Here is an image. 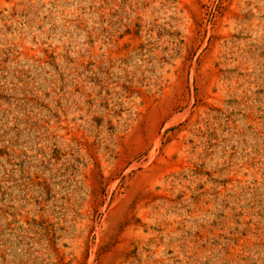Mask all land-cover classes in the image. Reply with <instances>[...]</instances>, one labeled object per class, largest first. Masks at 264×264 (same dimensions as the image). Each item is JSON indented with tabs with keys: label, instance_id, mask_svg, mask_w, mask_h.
Instances as JSON below:
<instances>
[{
	"label": "rangeland",
	"instance_id": "rangeland-1",
	"mask_svg": "<svg viewBox=\"0 0 264 264\" xmlns=\"http://www.w3.org/2000/svg\"><path fill=\"white\" fill-rule=\"evenodd\" d=\"M0 264H264V0H0Z\"/></svg>",
	"mask_w": 264,
	"mask_h": 264
}]
</instances>
